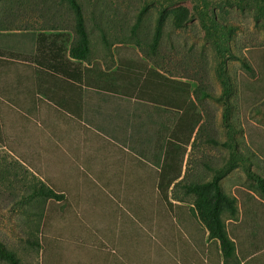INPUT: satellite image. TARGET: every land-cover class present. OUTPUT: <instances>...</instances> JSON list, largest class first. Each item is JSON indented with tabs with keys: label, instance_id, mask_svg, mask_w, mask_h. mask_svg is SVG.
I'll use <instances>...</instances> for the list:
<instances>
[{
	"label": "rangeland",
	"instance_id": "1",
	"mask_svg": "<svg viewBox=\"0 0 264 264\" xmlns=\"http://www.w3.org/2000/svg\"><path fill=\"white\" fill-rule=\"evenodd\" d=\"M78 2L91 38L87 70L109 74L117 67L115 88L135 96L144 112L132 129L136 142H145L146 136L148 142L160 141L161 124L165 140L178 125L174 138L181 145L172 152L187 154L186 184L217 179L231 198L240 197L243 188L262 197L264 0ZM177 7L187 9L189 21L174 29L168 20L155 41L157 18ZM213 20L219 23L215 29ZM75 22L69 0H0V49L29 55L39 32L65 34L61 41L69 48ZM50 75L29 63L0 58V240L23 264H114L88 236L84 221L66 215L71 204L38 194L28 199L35 179L54 192L84 179L65 176L64 161L34 160L33 143L40 133L27 109L36 90L44 94L53 84L68 87ZM194 122H200V130L195 143L194 134L187 144Z\"/></svg>",
	"mask_w": 264,
	"mask_h": 264
},
{
	"label": "crops",
	"instance_id": "2",
	"mask_svg": "<svg viewBox=\"0 0 264 264\" xmlns=\"http://www.w3.org/2000/svg\"><path fill=\"white\" fill-rule=\"evenodd\" d=\"M35 52L36 40L28 56ZM87 67L81 61V72L69 78L51 72V80H65L68 87L53 84L44 94L36 90L27 109L40 133L33 143L34 160L64 161L65 176L84 178L55 191L62 195L58 201L71 204L66 215L84 221L88 236L114 264H264V199L247 188L236 197L237 216L226 218L235 254L225 263L219 240L203 232L192 210L194 197L185 193L187 154L168 190L170 208L159 190L169 135L164 142L161 124L160 141L148 142L146 136L137 143L132 129L144 116L139 100L115 88L117 67L109 74H90ZM159 107L162 123L166 105Z\"/></svg>",
	"mask_w": 264,
	"mask_h": 264
},
{
	"label": "trees",
	"instance_id": "3",
	"mask_svg": "<svg viewBox=\"0 0 264 264\" xmlns=\"http://www.w3.org/2000/svg\"><path fill=\"white\" fill-rule=\"evenodd\" d=\"M255 1L258 2L259 0ZM69 3L71 4V8L76 19V35L73 38L69 48H67L68 46L66 43L61 41V39L65 37V34H46L44 32H40L36 38V52L33 56L8 51H0V57L32 62L41 69L53 72L55 74H61L65 78H69L72 73L76 72V70L80 71L81 61L89 60L91 38L87 30L86 18L82 5L78 2V0H69ZM143 12L144 11L139 13V22L136 24L138 26L143 19ZM260 14H263L262 8L260 9ZM189 18V12L183 7H177L171 10L167 15L160 14L157 18L155 41L160 37L162 27L168 20L174 29H181L185 23L189 21ZM213 25L214 29L218 27V21L213 20ZM220 28L225 29L226 25L221 24ZM210 35L211 37L214 36V34L211 33ZM66 37L69 39V35H66ZM216 37H218V35ZM137 47L139 48V45H137ZM165 79L168 81V83L174 86L184 85L181 84V82H177L172 79ZM185 87L187 90H190L189 85H185ZM227 94L228 90L225 91L224 96ZM210 96L211 98H214V96ZM199 124L200 122H194L189 127L188 136L186 139L187 144L191 143L194 134L195 138L192 144L195 143L197 133L200 130ZM177 127L178 125H176L169 134L166 148V160L161 168V176L159 181V190L170 208L172 207V204L169 200L168 190L171 185L180 177L181 164L185 155V153L182 155L176 153L177 156H175L176 154H173L172 152V147L179 148L181 145V142L174 138L176 137L175 135ZM139 154L144 156L143 151H139ZM34 181H36V183L30 186L32 192L28 195V199H32L36 194L44 196L47 199L54 198L59 200L62 198V195H57L51 188H45L44 182H41V180L35 179ZM177 185L178 184H176V186ZM258 185L260 187L262 198L264 199L263 180H260ZM185 187L186 195L194 197L195 209L192 210L198 213L203 224V231L206 229L209 232L210 239L219 240L223 252L224 262L228 263L229 259H231L235 254V244L228 235L226 218H235L237 216V199L231 198L224 194L217 179L213 182L205 184L201 182H194L186 184ZM0 261L4 262L5 264H23L16 253L13 250H10L8 246L1 240Z\"/></svg>",
	"mask_w": 264,
	"mask_h": 264
}]
</instances>
